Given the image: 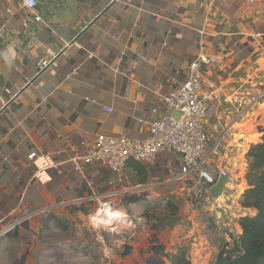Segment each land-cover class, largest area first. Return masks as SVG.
Wrapping results in <instances>:
<instances>
[{
  "label": "crops",
  "instance_id": "obj_1",
  "mask_svg": "<svg viewBox=\"0 0 264 264\" xmlns=\"http://www.w3.org/2000/svg\"><path fill=\"white\" fill-rule=\"evenodd\" d=\"M37 3L29 12L0 0V237L11 223L56 203L63 205L52 213L63 216L75 206H96L87 199L108 191L110 172L91 164L79 174L73 162L99 135L146 138L148 123L166 112L163 97L186 81L198 58L208 61L205 80L217 87L206 118L209 145L229 126L225 142L241 147L227 185L239 203L247 188L246 153L260 140L257 128H264V101L257 100L264 92V0ZM49 50L58 59L42 69ZM133 164L126 166L125 195L148 192L150 198L171 188L169 195L178 190L189 197L194 190L175 181L180 164L171 153L150 166L138 164L146 171L141 185L133 182ZM201 204L183 212L180 242L190 264H214L220 249L240 235L238 218L253 212ZM40 218L17 227L21 243L36 237Z\"/></svg>",
  "mask_w": 264,
  "mask_h": 264
},
{
  "label": "built area",
  "instance_id": "obj_2",
  "mask_svg": "<svg viewBox=\"0 0 264 264\" xmlns=\"http://www.w3.org/2000/svg\"><path fill=\"white\" fill-rule=\"evenodd\" d=\"M13 1L19 8L29 12L38 6L37 0ZM247 1L250 5L255 4V0ZM33 21L39 23L41 17L36 15ZM132 53L135 54L134 51ZM47 54L48 56L41 61L42 69L50 67L58 59L57 54L52 50H49ZM121 62L122 57L117 59V65L114 68L116 72L120 71ZM207 64L208 61L204 58H198L190 64L186 81L163 97L162 102L166 112L148 123L146 138L135 140L99 135L88 144L87 154L73 162L74 169L82 174L84 165L97 164L106 167L111 175L108 181V191L103 195H92L87 199L88 202H93L100 208L111 209V202L126 194L124 190L127 186L125 170L128 162L150 166L160 154L168 152L179 159V173L175 181L186 185L188 193L192 189L198 190V194L201 195L200 203L206 201L209 207L224 212L227 209L231 211L232 206L241 208L233 186H227L232 185L228 183V179L233 169L235 149L241 148L236 144L226 143L224 140L228 133V137L230 136L231 127L223 128L221 137L212 147L209 145L206 118L209 104L217 96V87L214 83H207L205 80L204 67ZM258 99L264 101V92L258 95ZM173 112H177L179 118L175 119L171 115ZM34 157V153L28 156L29 160ZM43 166L50 167L48 161ZM219 178L226 179L222 198L220 196L213 200L209 190ZM62 205V203H56L39 209L11 223L4 231L22 226L34 216L43 217L52 213ZM219 223L222 231L225 227L221 225V222Z\"/></svg>",
  "mask_w": 264,
  "mask_h": 264
},
{
  "label": "rangeland",
  "instance_id": "obj_3",
  "mask_svg": "<svg viewBox=\"0 0 264 264\" xmlns=\"http://www.w3.org/2000/svg\"><path fill=\"white\" fill-rule=\"evenodd\" d=\"M256 140L257 136L251 137L252 142ZM165 191L150 198H147L148 192H143L113 200L111 211L124 215V220L112 225L100 224L102 219L91 220L100 209V206L92 205L87 208L75 206L71 214L58 215L69 223L65 231L40 233L41 217L37 221L40 238L29 236L28 244L21 243L18 236L7 237L15 229L6 230L0 237V264H20L24 255L23 264H159L158 259L168 264L165 257L149 250L153 246L150 244L153 236L157 241L155 246L162 247L164 253L185 252L178 228L183 212L187 206L200 210L205 205L194 201L198 190L191 191L189 197L178 190L169 195L171 188ZM158 226L162 228L155 232L153 228Z\"/></svg>",
  "mask_w": 264,
  "mask_h": 264
},
{
  "label": "trees",
  "instance_id": "obj_4",
  "mask_svg": "<svg viewBox=\"0 0 264 264\" xmlns=\"http://www.w3.org/2000/svg\"><path fill=\"white\" fill-rule=\"evenodd\" d=\"M258 133L261 134L259 142L250 145L247 153V168L245 180L247 188L244 190L239 204L241 208L250 210L253 215H245L238 218L237 223L240 226V235L232 240L231 245L223 246L214 259V264H264V128L258 127ZM137 175L136 184H144L146 181V171L138 164H133ZM137 201L138 199L133 198ZM40 222V233L51 230H68L69 223L66 219L56 214L49 213L42 217ZM162 226L153 228L158 232ZM16 231L7 237L17 238ZM13 229V230H14ZM37 238L40 234L37 232ZM155 235L150 244V251L154 255H162L168 260V264H190L185 252L169 255L164 253V249L156 244Z\"/></svg>",
  "mask_w": 264,
  "mask_h": 264
},
{
  "label": "bare ground",
  "instance_id": "obj_5",
  "mask_svg": "<svg viewBox=\"0 0 264 264\" xmlns=\"http://www.w3.org/2000/svg\"><path fill=\"white\" fill-rule=\"evenodd\" d=\"M123 218H124V215L114 213L111 211V209L108 210V208H106V207H101L100 209L97 210L96 214L94 215L93 219H91V220L102 219L103 221L101 223L99 222L100 224H102V225H110L111 224L112 225L113 222H117L118 220H121Z\"/></svg>",
  "mask_w": 264,
  "mask_h": 264
},
{
  "label": "water",
  "instance_id": "obj_6",
  "mask_svg": "<svg viewBox=\"0 0 264 264\" xmlns=\"http://www.w3.org/2000/svg\"><path fill=\"white\" fill-rule=\"evenodd\" d=\"M175 119L179 118V114L177 112H173L171 114ZM225 183H226V179L225 178H219L216 182V184L210 188L209 190V194H210V197L215 200L217 198H219L222 193H223V189H224V186H225ZM26 224V223H25ZM26 255H24L20 261V264H23V261H24V258H25ZM155 258V257H154ZM158 263L159 264H165L164 261L162 260H159L158 259Z\"/></svg>",
  "mask_w": 264,
  "mask_h": 264
}]
</instances>
